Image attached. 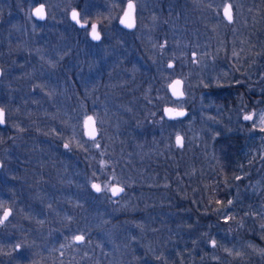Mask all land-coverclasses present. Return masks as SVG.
<instances>
[{"label":"rangeland","instance_id":"obj_1","mask_svg":"<svg viewBox=\"0 0 264 264\" xmlns=\"http://www.w3.org/2000/svg\"><path fill=\"white\" fill-rule=\"evenodd\" d=\"M126 1L0 0V108L6 120L0 128V216L11 209L0 223V264L9 263L1 262L2 254L19 247L12 235L29 220L25 202L45 208L51 225L59 218L73 222L67 209L94 193L93 182L101 199L110 196L111 185L123 186L111 204L96 206L122 215L100 245L107 248L103 259L91 251L90 220L82 223L84 233H70L71 241L83 237L76 243L83 251L79 264H264V0H133L137 27L130 32L117 25ZM226 2L230 22L221 14ZM38 3L45 5L44 21L30 14ZM72 8L82 20L98 23L99 42L68 20ZM149 66L164 85L146 105ZM176 77L183 80L181 100L166 89ZM237 84L247 99L241 92L220 101L209 90ZM164 105L186 108L189 116L166 119ZM89 114L99 131L94 140L83 134ZM231 133L250 141V159L257 162L230 185L232 215L218 221L208 210L213 143ZM119 136L120 158L108 151ZM78 153L99 169L79 168ZM177 196L198 213L180 207ZM247 197L260 198L244 204ZM242 211L241 220L228 221ZM64 229L73 228L65 223Z\"/></svg>","mask_w":264,"mask_h":264},{"label":"trees","instance_id":"obj_2","mask_svg":"<svg viewBox=\"0 0 264 264\" xmlns=\"http://www.w3.org/2000/svg\"><path fill=\"white\" fill-rule=\"evenodd\" d=\"M146 73L147 74H146L145 85L149 84L153 80L151 84V90H149V93L151 92V95L148 96L149 99L146 103V105L147 104L151 105L155 99L153 95L155 94L156 89H158L159 91V88L163 87L164 80L154 75L153 71L150 69V66L148 70H146ZM67 78H68L67 83H73L69 76H67ZM141 88L144 89L143 87ZM209 90L215 96V98L220 101L221 100L223 101L225 98H229L231 100L233 99L232 98L233 95H236L241 92L242 94L244 93L246 99H247L246 96L249 97L248 95L249 93L245 92V90L243 89V85L240 84L231 85L229 87H209ZM139 95L141 96L145 95V91L139 92L137 96ZM224 101L226 102V100ZM188 116L189 113L184 119H186ZM34 119H37L38 121L41 118L34 117ZM44 119H45L44 121H46V126L45 124L42 125L43 129H47L49 131V126L47 125L49 122V118H44ZM44 121L42 119V122ZM37 130L40 129L37 128ZM151 138L154 140L156 139L155 132L151 134ZM117 139H118L117 141L113 142L115 147L114 146L110 147L108 151L115 154V156H118V158H120L121 154L116 152L120 151L119 140L122 139V137L119 136ZM111 144L112 142L110 143V145ZM106 145L107 143L105 142V146ZM101 146H103V144ZM251 149L252 147L250 141H247V139H245L243 136L237 133L221 135L217 137L213 143L212 160L214 161L213 162L214 171L210 178L211 185L208 191L209 194L208 210L210 209L214 210V219L216 220L218 219V221H223V219L226 217L225 215H230V216L232 215V213L229 211L231 207L228 206V202L231 198L230 193H232L230 185L235 184V182H237L235 181L236 178L239 175H241L242 172L246 170L248 166L257 162V160L250 159ZM83 157L79 156V153L76 154V160H80L78 162L79 168L85 167L87 173L92 171L93 169L95 170L99 169L97 166L98 163H96L94 167L92 165L91 168V166H89V164L87 163L89 162L90 158L89 157L83 158ZM154 160L157 163L159 161L168 162L167 160H156V159ZM42 172H44V174H47L43 170ZM247 177L249 179L252 178V177L250 178L249 175ZM241 181H243V179L240 180V182ZM262 190L264 191V189ZM86 194L82 199L79 200V203L76 205L77 207L75 206L73 211L67 209V211H69L70 214L69 216H73L74 218L76 217L74 221L73 222H68L66 220L60 221L59 218V220L57 221L58 223L57 225L49 224L50 222L49 217L44 213L45 208H43L41 205L37 204L35 207H33L30 203H26L24 201L27 207L26 209L29 210V212L26 210L27 211L26 217H28L29 220L25 221V223H22L23 225L21 226L20 230L16 231L12 235V240H16L20 243L18 244L19 247H17V249H12L11 251L4 253V255L2 254L1 262L3 263L9 262L8 264H79V261H81L83 257V251L77 248V244L74 241L70 240V233L71 232L84 233L85 231L83 230L82 223H84L86 220L87 221L90 220V224L95 226V228H93L95 235L92 238L93 249L91 250L93 252V256L99 259L105 258L104 256L107 251V248L104 247L106 245H104L103 248L101 249H100V245H103V241L104 239H106V234L108 232L107 229L110 226V224L116 223L115 225L118 226L117 222L120 221L118 219L122 214L120 213V215L118 214L117 216L113 215L114 217H112L111 215L113 213L109 212L108 209H104L103 207H101L100 209L99 208L96 209V206L98 207V204L100 202L101 204H103V206L111 204L110 196L101 199L102 193L96 194L92 192L90 193V191H88V193ZM261 194L263 193L261 192ZM263 196L264 195H261V197ZM22 197L23 200H25L23 189H22ZM177 198L181 200L180 207H187L193 215H196L198 213L194 211L190 201L186 203L185 201L187 200H183L178 196ZM259 198L256 197L253 200L257 202ZM253 200L250 199V197H247L244 198L245 202L243 203L248 204ZM42 204L45 206V203ZM218 210H222V212L223 210H225L224 216L221 215V218L217 216L218 213L216 211ZM233 210H235V208H233ZM243 213H244L243 211L240 212L239 215L236 216V218L234 215L233 218L228 221L238 222L243 218ZM128 215L125 216L127 217V219L128 218L133 219L132 215L130 214ZM42 217L46 218V222H44L43 224H39V219ZM182 218L184 219L183 216ZM84 219L86 220L84 221ZM111 219L114 220V222H112ZM65 223L72 225L73 229L70 232L65 231L64 229Z\"/></svg>","mask_w":264,"mask_h":264},{"label":"water","instance_id":"obj_3","mask_svg":"<svg viewBox=\"0 0 264 264\" xmlns=\"http://www.w3.org/2000/svg\"><path fill=\"white\" fill-rule=\"evenodd\" d=\"M229 5L230 4L228 2H226L222 11H221L222 17L227 22L231 21L228 19V16L226 15V12H225L226 8H228ZM41 7L43 8V13H44L42 18L40 16L36 15V10L40 9ZM231 12H232V8L230 7V9H229L230 15H231ZM73 13L77 14L76 19H73ZM30 14L37 21H44L46 16H47L45 5L43 3H38V4L34 5L30 10ZM68 20L78 29H88V38L90 41L99 42L101 40L102 36H101L100 31H99L98 23L95 21L86 22V21L82 20L80 18V14H79V11L77 8H72L69 10ZM117 25L125 31L130 32V31L135 30V28L137 26V22H136V18H135V4H134L133 0H127L125 2L124 8H123L122 12L120 13V15L117 19ZM96 36H98L99 38L98 39L95 38ZM194 55H195L194 53L191 54V56H194ZM167 66L172 67V62H168ZM1 76H2V70L0 68V78H1ZM166 89H167V92L170 95V97L174 100H181V99L185 98V92L183 89V80L180 77L173 78L169 82V84L167 85ZM0 110H3V109L0 108ZM161 110H162V114H163L164 118L169 119V120L183 119L188 114V111L186 108L176 107V106H172V105H164V106H162ZM178 113H183V115H178ZM2 119H3V122L0 123V128H3L6 125L4 110H3ZM83 134L88 139H91V140L96 139L99 135L97 123H96V120L92 114L87 115L83 120ZM178 138H179V142H178ZM176 143L178 144V146L182 145L180 136H177ZM0 167H1V163H0ZM93 185H97V184L95 182H93L90 186L91 190L94 193L98 194L102 191L101 188H100V191H97L96 188L93 187ZM123 192H124V188H123V186H121L119 184H113L109 188V193L114 198L118 197ZM6 210H10L7 219L10 217L11 209L5 208L3 210L0 218H3V214ZM6 220H4V221H6ZM77 237H81V236L76 235L74 237L73 241L75 243H80L81 239H77Z\"/></svg>","mask_w":264,"mask_h":264},{"label":"snow or ice","instance_id":"obj_4","mask_svg":"<svg viewBox=\"0 0 264 264\" xmlns=\"http://www.w3.org/2000/svg\"><path fill=\"white\" fill-rule=\"evenodd\" d=\"M230 7H231V6L229 5L228 8H226V10H225L226 15L228 16V19H229V20L232 19L231 15H230V13H229V9H230ZM36 15L40 16L41 18L43 17L44 13H43V8H42V7H41L40 9H37V10H36ZM76 15H77L76 13H73V19H76ZM95 38L98 39L99 37L96 36ZM178 115H183V113H178ZM2 117H3V110H0V123L3 122ZM245 119H251V117H250V116H249V117H245ZM178 142H179V138H178ZM65 147H67V145H65ZM93 187H95L97 191H100V187H99L98 185H93ZM9 211H10V210H6V211L4 212V214H3V218H0V223H3L4 220L7 219L8 215H9ZM77 239H83V237H77ZM213 243H215V242L213 241Z\"/></svg>","mask_w":264,"mask_h":264},{"label":"flooded vegetation","instance_id":"obj_5","mask_svg":"<svg viewBox=\"0 0 264 264\" xmlns=\"http://www.w3.org/2000/svg\"><path fill=\"white\" fill-rule=\"evenodd\" d=\"M0 163H1V161H0ZM2 170V163H1V167H0V171ZM6 208H8V207H6ZM5 209V208H4ZM9 219V218H8ZM8 219L6 220V221H8ZM6 221H4L3 223H6Z\"/></svg>","mask_w":264,"mask_h":264}]
</instances>
